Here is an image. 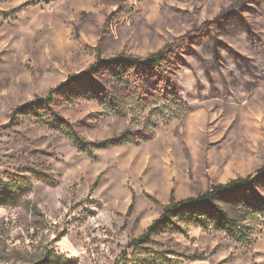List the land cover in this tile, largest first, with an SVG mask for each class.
I'll list each match as a JSON object with an SVG mask.
<instances>
[{"label":"rangeland","instance_id":"rangeland-1","mask_svg":"<svg viewBox=\"0 0 264 264\" xmlns=\"http://www.w3.org/2000/svg\"><path fill=\"white\" fill-rule=\"evenodd\" d=\"M244 1L0 0V183L27 193L0 205V264H43L48 254L73 264H264L260 217L240 218L249 246L177 221L130 246L172 198H195L264 167V0L246 2L248 26L230 18L219 30L227 44L220 64L210 53L185 56L191 66L174 73L181 105L149 83L141 98L104 69L94 76L103 92L91 99L80 98L78 85L56 95L53 110L88 143L128 132L131 143L88 155L44 110L16 115L85 74L99 55L146 57Z\"/></svg>","mask_w":264,"mask_h":264},{"label":"trees","instance_id":"trees-1","mask_svg":"<svg viewBox=\"0 0 264 264\" xmlns=\"http://www.w3.org/2000/svg\"><path fill=\"white\" fill-rule=\"evenodd\" d=\"M247 1L251 4L257 0H245V3L240 8H237L233 14H223V16H219L215 20L207 22L201 27L202 29L200 28L201 30L198 33H196L197 30L190 35H185L174 44L146 57L120 54L115 58L104 60L99 55L98 61L85 74L72 76L68 83L53 89L46 98L38 99L28 106L17 109L16 115L24 113L27 109L32 112H37L38 109L44 110L47 116H50L52 122L58 124L55 128L61 129V125H66L70 129L68 136L73 140L74 146L78 151L88 155H91L95 149H108L131 143L133 141L130 132L109 141L96 144L88 143L75 130H72V126L65 122L63 117L53 110L52 107L56 95L61 93L66 95V93L73 91V86L78 85L79 89L83 90V92L80 91V98L91 99L90 97L95 92H103L94 76L104 69L109 70L117 86L127 90L128 87H135L140 97L143 96L144 98L145 94H149L148 90H146L147 92L145 91V87L149 83L147 86L155 87L154 89L160 92L163 98L168 99L175 105H181L186 99L180 91L178 80L174 77L178 76V74L174 73H178L181 66H191L185 56H195L199 59L202 57L201 53H210L217 64H220L223 61L221 48L227 47V44L220 40L221 34L219 30L224 28L228 23L226 20L230 18L239 19L246 26L250 24L244 14L249 8L246 5ZM241 10L243 12L239 13L238 11ZM205 45L207 52H193L195 47H205ZM211 71L209 69L207 72L208 76L211 75ZM152 78H156L157 81L153 83L150 81ZM209 79L210 81L213 80L211 77ZM196 88L201 91L203 89L201 84L197 85ZM109 102L112 103L116 113H122L120 112L122 104L114 106L118 102L113 97H111ZM16 115L14 114L12 119H15ZM256 187H261L264 190V167L259 169L256 174L249 175L246 178H237L226 184L213 186L195 198L181 201L172 198L171 203L164 209L160 219L148 229L147 235L133 241L130 246L133 247L138 243L148 241L149 237L155 235L159 230L175 227L173 221L192 223L206 230L212 229L217 232H223L235 242L249 246L251 242L248 238L247 227L240 218L241 216H248L247 219L257 217L264 219V197L256 191ZM26 194L25 190H22L18 185L10 186L9 183H0V205L2 206L12 205ZM73 262V259L69 258L63 261L58 254H48L43 264H73Z\"/></svg>","mask_w":264,"mask_h":264}]
</instances>
